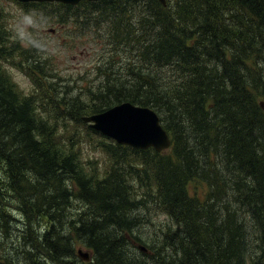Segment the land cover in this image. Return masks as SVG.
I'll return each mask as SVG.
<instances>
[{"label":"trees","instance_id":"trees-1","mask_svg":"<svg viewBox=\"0 0 264 264\" xmlns=\"http://www.w3.org/2000/svg\"><path fill=\"white\" fill-rule=\"evenodd\" d=\"M84 4L99 10L109 53L96 89L76 94L41 82L53 70L9 44L0 10V228L8 237L7 191L27 220L50 223L28 225L23 248L0 264H78V243L93 251L81 264H264V0ZM50 5L46 17L71 20L74 7ZM5 62L31 79L32 94L2 74ZM123 102L152 108L172 147L121 146L83 123ZM79 124L107 169L82 157ZM199 181L202 196L191 187ZM150 201L167 222L144 237L143 224L158 226L140 218Z\"/></svg>","mask_w":264,"mask_h":264},{"label":"rangeland","instance_id":"rangeland-1","mask_svg":"<svg viewBox=\"0 0 264 264\" xmlns=\"http://www.w3.org/2000/svg\"><path fill=\"white\" fill-rule=\"evenodd\" d=\"M54 5L59 6V4ZM51 7L53 6L49 4L43 6V9L31 8L29 11H25L16 1L0 0V10L3 11L5 15L8 13V25L10 26L12 40L17 41L9 44H19L21 48L28 51V55L31 57L30 62L33 60L35 56L33 52H35L46 66H50L53 70L52 73H49L50 75L39 76L42 83L45 84L46 81H48V83L54 84L59 88L71 86L75 91L74 94L77 92L88 93L90 90L96 89L95 87H97L102 80V76H99L98 73L99 66L101 63L105 62L106 55L109 53L104 43L106 39L102 37L108 35L109 31L108 29L105 31L104 27H101L98 16H95L98 15L99 12L97 13V11L99 10L93 11V14H91L84 3L69 11L71 20L69 19L70 21L66 24H63L60 19L46 17L53 14L52 11L48 9ZM60 12L62 14L64 11L61 10ZM76 12H80L83 15L80 20H78V18L73 19ZM81 14L79 16H81ZM84 17H86V19ZM12 40H10V42H13ZM18 62L19 59L16 60V65L19 64ZM7 63L8 62L3 63L2 74L14 83L22 94H32L35 88L31 81L20 72L21 69L13 66L9 67ZM47 72H49V69H47ZM81 77L85 78L82 79ZM262 100H264V98H262ZM262 112L264 114V110ZM77 126L82 134L81 138H85V143L82 148V157L86 162H89L88 159H90L91 162L102 168V170L107 169L110 165L108 156L100 149L96 148L95 141L91 143L86 133L87 128L84 129L85 126L80 124ZM67 133L68 132H65V134ZM93 139H98V137L93 136ZM87 141H89V143ZM4 169V166L3 168L0 166V175L3 174L4 176ZM193 185H197L200 189V192H198L201 196L202 193L207 190V184L203 181H199V183L193 182L191 187H193ZM191 192L194 193L193 188H191ZM5 196L9 199H15V195L9 191L5 193ZM9 199L5 201L8 205L5 213L10 215L9 219H6L7 223H5L9 227L8 237L5 238L0 228V255H4L5 257H11L15 251H19L23 248L22 238L28 225L41 226L46 229L50 228V223L47 219H37L35 221L27 220L26 216L19 212L20 209L17 207L19 204L11 202ZM148 205L150 206L151 212L148 213V211H146V213H140L142 214V217H140L141 219H149L158 226L167 222L166 215L160 211L153 202L150 201ZM75 206L82 208L80 202H75ZM158 226L152 228L147 223L143 224L140 233L146 237L148 232L151 233L161 227ZM32 231L41 233L39 230ZM14 235H16V237H14ZM26 247L29 249L28 245ZM80 248H82L84 252L93 255V251L84 247L82 243L76 245V253ZM133 251H136V249H133ZM135 253L138 254V251ZM30 259H32V257H29V260ZM76 259L78 264L88 262L78 257ZM0 262L5 263L1 258ZM33 262L35 261L33 260Z\"/></svg>","mask_w":264,"mask_h":264},{"label":"water","instance_id":"water-1","mask_svg":"<svg viewBox=\"0 0 264 264\" xmlns=\"http://www.w3.org/2000/svg\"><path fill=\"white\" fill-rule=\"evenodd\" d=\"M21 2H59L69 5H77L81 1L102 0H19ZM163 6L167 0H159ZM260 107L264 110V101H260ZM85 122H91V127L102 134L113 138L118 144L131 146L138 149L154 148L157 152L167 150L171 146V140L167 131L163 128L158 114L149 108L135 106L129 102L101 114L84 118ZM79 257L84 261L90 260V254L82 249L78 251Z\"/></svg>","mask_w":264,"mask_h":264},{"label":"bare ground","instance_id":"bare-ground-1","mask_svg":"<svg viewBox=\"0 0 264 264\" xmlns=\"http://www.w3.org/2000/svg\"><path fill=\"white\" fill-rule=\"evenodd\" d=\"M50 196H52V195H50Z\"/></svg>","mask_w":264,"mask_h":264}]
</instances>
